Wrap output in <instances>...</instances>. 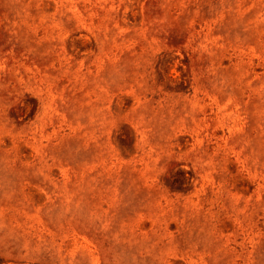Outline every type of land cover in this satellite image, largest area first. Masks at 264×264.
I'll return each mask as SVG.
<instances>
[{
    "label": "rangeland",
    "instance_id": "rangeland-1",
    "mask_svg": "<svg viewBox=\"0 0 264 264\" xmlns=\"http://www.w3.org/2000/svg\"><path fill=\"white\" fill-rule=\"evenodd\" d=\"M0 264H264V0H0Z\"/></svg>",
    "mask_w": 264,
    "mask_h": 264
}]
</instances>
